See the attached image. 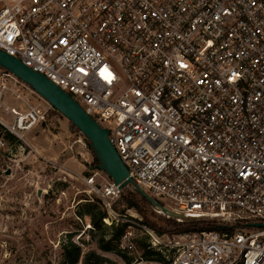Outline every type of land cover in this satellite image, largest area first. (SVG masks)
<instances>
[{"label": "built area", "instance_id": "1", "mask_svg": "<svg viewBox=\"0 0 264 264\" xmlns=\"http://www.w3.org/2000/svg\"><path fill=\"white\" fill-rule=\"evenodd\" d=\"M0 51L109 132L173 216L156 213L213 227L123 216V250L136 228L153 253L137 264H264V0H0ZM84 184L111 226L121 190L97 170Z\"/></svg>", "mask_w": 264, "mask_h": 264}, {"label": "rangeland", "instance_id": "2", "mask_svg": "<svg viewBox=\"0 0 264 264\" xmlns=\"http://www.w3.org/2000/svg\"><path fill=\"white\" fill-rule=\"evenodd\" d=\"M21 119L24 129L18 130L15 124ZM96 165L84 136L0 69V264H71L73 246L80 249L76 264H137L145 259L146 241L136 228L131 229L136 237L132 250L122 248V217L142 220L123 200L132 187L124 188L113 205L117 218L111 221L118 228L111 231L100 222L92 227L84 215L104 211L98 194L84 184ZM118 229L122 234L113 241ZM100 239L108 244L105 250ZM88 252L94 255L86 261Z\"/></svg>", "mask_w": 264, "mask_h": 264}, {"label": "water", "instance_id": "3", "mask_svg": "<svg viewBox=\"0 0 264 264\" xmlns=\"http://www.w3.org/2000/svg\"><path fill=\"white\" fill-rule=\"evenodd\" d=\"M0 69L8 72L45 100L55 111L70 122L71 130L75 127L89 141L90 150L98 162L97 170L105 173L115 186H118L120 190L132 187L152 208L158 209L165 215L173 216L172 213L149 197L129 178L126 168L109 141V132L89 117L67 93L56 87L41 74L33 72L19 60L2 51H0ZM250 226L264 229V225L258 223Z\"/></svg>", "mask_w": 264, "mask_h": 264}, {"label": "trees", "instance_id": "4", "mask_svg": "<svg viewBox=\"0 0 264 264\" xmlns=\"http://www.w3.org/2000/svg\"><path fill=\"white\" fill-rule=\"evenodd\" d=\"M5 73H8V72L5 71ZM73 129L78 131L75 127H73L72 130ZM86 141L88 142V145H89V141L88 140ZM95 163L98 165V162L96 159H95ZM97 165H96V168H97ZM122 192L123 190H121V193ZM123 200L125 201V203L127 204L129 208H133L134 210H136L137 213L142 217V223H144L149 228L153 229L155 232L159 234L172 235V234L183 233V232H188V231L213 229V227L210 226L208 222L206 221L190 220V221H185L179 224V223H176L175 220L172 218L166 219V218H162L160 216L155 215L154 212L151 210L152 207L150 206V204L143 197H141L133 188L130 191H127V193L123 195ZM84 215H86L89 218L92 227H96L98 222H100L101 225H103L105 228H108L111 231L112 229L118 228L119 226V225L115 226L113 223L111 226L108 227L106 224H104L103 219L106 218V213L104 211H102V213L100 212L98 216H94L92 213H86ZM124 226L126 227V224H124ZM124 226H121V228H124ZM121 234H122V230H119V229L116 230V232H114L112 236V240L113 241L117 240L118 238H120ZM107 245L104 244V240L102 239L99 240V246L102 250H105ZM71 248L74 251V253L70 259V263L76 264L78 261L79 255H80V249L79 247H75V246ZM145 248H146V251L144 254L145 256L144 258L148 260L152 259L153 253L151 250L147 249V244H145ZM93 255H94L93 252L86 253L85 254L86 261H88L89 257ZM96 259L101 261L99 257H96Z\"/></svg>", "mask_w": 264, "mask_h": 264}, {"label": "bare ground", "instance_id": "5", "mask_svg": "<svg viewBox=\"0 0 264 264\" xmlns=\"http://www.w3.org/2000/svg\"><path fill=\"white\" fill-rule=\"evenodd\" d=\"M19 125H20V126H19ZM15 127H16V129H18V130H22V129H24L22 119H21L20 123H18V121H16Z\"/></svg>", "mask_w": 264, "mask_h": 264}]
</instances>
